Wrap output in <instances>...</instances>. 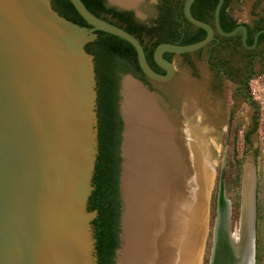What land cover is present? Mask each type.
<instances>
[{"label": "water", "instance_id": "95a60500", "mask_svg": "<svg viewBox=\"0 0 264 264\" xmlns=\"http://www.w3.org/2000/svg\"><path fill=\"white\" fill-rule=\"evenodd\" d=\"M70 1L91 27L60 15L51 0H0V264L97 262V81L94 56L85 45L97 39L98 30L129 41L144 74L161 83L171 81L176 74L174 62L163 57L166 52L192 53L216 40L217 34L230 37L238 33H242L243 44L253 48L260 34L250 45L245 24L223 30L220 12L225 0L218 1L213 23L195 18L191 12L195 0H184V16L207 35L191 44H158L153 58L165 71L162 74L151 67L144 44L134 34L97 16L83 0ZM108 1L122 9H136L137 16L143 18L138 8ZM127 76L160 99L142 80L130 73ZM121 96L120 249L127 123L122 108L123 83ZM225 178L224 163L217 206L223 221L231 213ZM215 225L210 264H236L227 222L219 223L216 231ZM255 255L251 252V264H255Z\"/></svg>", "mask_w": 264, "mask_h": 264}, {"label": "bare ground", "instance_id": "6f19581e", "mask_svg": "<svg viewBox=\"0 0 264 264\" xmlns=\"http://www.w3.org/2000/svg\"><path fill=\"white\" fill-rule=\"evenodd\" d=\"M112 1L133 8L143 2ZM123 95L127 122L125 210L123 246L118 259L121 264H201L211 179L198 136L191 123L180 119L176 111L164 105L137 79L124 78ZM254 183L253 167H247L242 213L235 232L231 213L224 222L217 207L218 226L227 222L232 233L229 241L238 259L236 264H251L250 254L256 253L252 247Z\"/></svg>", "mask_w": 264, "mask_h": 264}, {"label": "rangeland", "instance_id": "374dc122", "mask_svg": "<svg viewBox=\"0 0 264 264\" xmlns=\"http://www.w3.org/2000/svg\"><path fill=\"white\" fill-rule=\"evenodd\" d=\"M156 1L143 0L139 5L137 10L143 14L142 19L145 21L151 22L157 16L154 8ZM236 7L235 15L238 19L253 23L257 17L256 13L264 12V0H239ZM145 43L151 45V38H146ZM210 48L211 45H207L192 53L176 54L173 57L176 66L175 77L164 83L150 80L149 84L145 85L155 92L168 108L176 111L180 119L192 124L210 170L208 229L206 227L201 264H210L220 174L224 163L227 171L232 162L240 163L241 175L238 184H232L229 190L226 187V195L231 203L232 230L235 232L240 223L244 194L243 178L247 167H253L255 258L256 264H264V72L254 76L248 90V95L253 97L252 101L257 102L254 106L247 102L245 97L237 96L234 85L226 83L225 80L221 81L218 72L213 70L211 65L216 62L217 55L215 54L211 60ZM128 74L122 76L121 89ZM256 117L258 127L254 128L253 119ZM235 149L238 150L237 155H234ZM235 200H239L240 203L237 218L233 215ZM118 255L117 252L116 264H121Z\"/></svg>", "mask_w": 264, "mask_h": 264}, {"label": "trees", "instance_id": "16d2710c", "mask_svg": "<svg viewBox=\"0 0 264 264\" xmlns=\"http://www.w3.org/2000/svg\"><path fill=\"white\" fill-rule=\"evenodd\" d=\"M83 1L88 9L97 16L123 27L139 38L144 44L149 64L155 71L162 74L165 71L156 64L153 58L154 49L158 44L163 42L191 44L204 39L207 35L204 29L194 26L186 18L185 24L178 23L173 18L174 12L182 14V11L178 10L180 7L179 2L161 1L160 8L165 10L161 12L158 18L152 19L150 24H146L139 21L132 11L117 10L114 7L107 6L106 0ZM218 1L210 0L208 12L201 15L193 14V16L199 20L213 23L209 18L214 19V11ZM51 2L53 8L60 15L82 26L91 27L78 13L70 0H51ZM238 4L239 0L224 1L220 12L223 30L231 31L238 25L245 24L241 23L235 15ZM246 26L250 30L249 26ZM219 36L221 35L219 34ZM156 37L158 38L154 40ZM234 37L223 38L229 40ZM146 38H151V48L145 44ZM247 43L251 44L252 41L248 40ZM85 49L94 56L97 81L96 264H116L117 251L121 245L123 206L120 189L123 160L121 145L124 130V121L120 112L121 79L127 73L133 74L146 84H149L150 79L140 68L135 47L124 38L98 30L97 39L89 41L85 45ZM174 56L175 54L170 52L163 55L169 61H173ZM237 153L238 150L235 149L234 155H237ZM240 178V163L232 162L226 171L225 183L227 190L232 184H238ZM239 209V200H235L233 202V215L236 218L239 216Z\"/></svg>", "mask_w": 264, "mask_h": 264}, {"label": "flooded vegetation", "instance_id": "af4514ba", "mask_svg": "<svg viewBox=\"0 0 264 264\" xmlns=\"http://www.w3.org/2000/svg\"><path fill=\"white\" fill-rule=\"evenodd\" d=\"M161 1L163 0H157L155 3L154 8L155 12L157 13V16H155L154 19L158 18L161 12L165 10L160 8ZM171 1L175 3L179 2L180 7L178 8V10L180 9V11H182V14H179V12H174L173 18L176 19L178 23L185 24L186 17L184 16L183 12L184 0ZM209 2L210 0H202L199 2L194 1L191 6L192 14L201 15L208 12ZM106 4L107 6L114 7L117 10L132 11L134 12L135 17L142 23H151L138 17L135 10H126L116 5H111L109 4L108 0H106ZM209 20L214 22V19H211V17L209 18ZM248 25L250 30L248 29L247 41H252L250 45L254 43L256 35L260 32L258 42L255 47L247 48L243 44L242 33L234 35L235 37L229 40L223 38L227 36L221 35L223 36L221 37L219 36V34H217V39L210 44L211 48L209 50V58H211L212 60L213 57H215L214 55H217L216 62L211 65L213 67V70L218 72V76L219 78H221V81L225 80L226 83H231L232 85H234V91L236 92L238 97H245L247 102L252 103V105L256 106L257 102L255 100L254 102L252 101L253 97L248 95V90L254 76L258 75L260 72H264V31H262L264 30V15L257 16L253 24L248 23ZM254 29L257 30L254 31ZM157 38L158 37H156L154 40H156ZM148 47L151 48V45H149ZM259 68L260 70H258ZM256 109H258V106L256 107ZM253 127H258V117L253 119ZM247 134L248 132H246V135Z\"/></svg>", "mask_w": 264, "mask_h": 264}, {"label": "crops", "instance_id": "0c3cea01", "mask_svg": "<svg viewBox=\"0 0 264 264\" xmlns=\"http://www.w3.org/2000/svg\"><path fill=\"white\" fill-rule=\"evenodd\" d=\"M257 14V16H260V15H264V12L263 13H256ZM241 23H245L246 25H248V23L250 24V22H248V21H241L240 19H238ZM254 22V21H253ZM251 24H253V23H251ZM249 26V25H248Z\"/></svg>", "mask_w": 264, "mask_h": 264}]
</instances>
